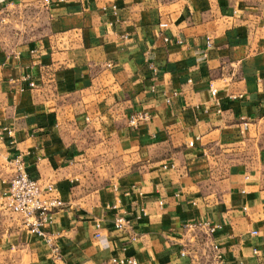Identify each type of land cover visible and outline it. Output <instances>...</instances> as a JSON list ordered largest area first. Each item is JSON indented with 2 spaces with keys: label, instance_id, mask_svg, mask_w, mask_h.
Segmentation results:
<instances>
[{
  "label": "crops",
  "instance_id": "1",
  "mask_svg": "<svg viewBox=\"0 0 264 264\" xmlns=\"http://www.w3.org/2000/svg\"><path fill=\"white\" fill-rule=\"evenodd\" d=\"M48 1L0 0V192L58 251L0 200V264H264V0Z\"/></svg>",
  "mask_w": 264,
  "mask_h": 264
},
{
  "label": "built area",
  "instance_id": "2",
  "mask_svg": "<svg viewBox=\"0 0 264 264\" xmlns=\"http://www.w3.org/2000/svg\"><path fill=\"white\" fill-rule=\"evenodd\" d=\"M47 3H49L48 0ZM210 45L211 43H208V46ZM29 86L35 87V82L31 81ZM211 91L215 96L217 90L212 88ZM147 118V113L135 112L130 118V124L136 126L139 122ZM7 132L9 134L12 133L11 130ZM189 145L193 146L194 141H191ZM10 163L15 171L7 190L0 192V200L2 201L3 207L21 215L29 232L45 239L53 247V250L57 252L58 247L53 244V239L48 236L44 228L51 222L52 214L55 210L63 206V201L58 196L53 195L54 186L52 184L43 186L37 179L29 175L22 156L13 158L10 160ZM142 215H146L144 209H141L138 218ZM127 226L128 221L123 216L117 217L115 220V227L117 229L124 230ZM195 226L206 228L207 233L210 235L216 231V227L211 226L209 222H199ZM97 227L99 228V225ZM254 233L256 234V232ZM214 249L217 251L218 246L214 245ZM188 254L189 251L186 248L181 251V256ZM218 258H220V255H218ZM110 263L137 264L134 258L117 257L111 258ZM220 263H222V260H220Z\"/></svg>",
  "mask_w": 264,
  "mask_h": 264
}]
</instances>
